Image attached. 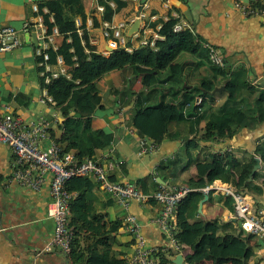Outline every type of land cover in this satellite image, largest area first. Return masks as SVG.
<instances>
[{
	"label": "crops",
	"instance_id": "crops-1",
	"mask_svg": "<svg viewBox=\"0 0 264 264\" xmlns=\"http://www.w3.org/2000/svg\"><path fill=\"white\" fill-rule=\"evenodd\" d=\"M45 1L47 0H0V28L10 26L21 31L23 23L37 16L34 8H38V5ZM84 1L87 11L85 27L90 34V42L101 54L108 56L115 50L109 45L116 40L112 36V31L110 37H105L103 34V23H107L102 21L104 9L103 11L97 9L101 7L98 0ZM130 1L134 13L131 17L128 16L129 9H124L116 13L108 22L122 32L125 46H127V38H130L134 44L141 45L140 42L150 40L153 35L168 36L174 24L172 17L176 15L189 26L190 29L185 31L190 32L199 52L207 54L204 44L208 43L218 49L225 58L229 70L243 68L246 71L250 100H253L256 91L264 89V17H243L232 9L234 0H171L169 8L165 7L164 0H147L144 4H141V0ZM240 1L252 4L258 0ZM110 7L114 8V5ZM140 14L145 18L139 21L137 33L139 36L142 35V38L138 41L133 39L134 35L127 37V32ZM77 24H80L79 21ZM25 34L26 32H21L22 43L18 49L0 54V109L3 110L8 106L12 114L25 122L40 116L48 120L56 119V123L51 128V135L55 134L58 139L62 132L57 129V122L62 123L64 119L54 105L39 102L45 91L40 83L42 74L36 55L37 46L31 39L26 41ZM199 61L196 55L186 51L180 52L175 59V63L183 65L181 82L184 88L198 86L200 81L205 80L213 85V91L209 92L211 96L201 99L203 104L201 112L204 114L220 109L225 104L226 96L222 94L223 91L214 93L215 89L223 86L224 81L218 83L217 78L208 76L202 67H197ZM207 64L211 65L209 62ZM139 82L140 80L137 79L126 81L121 72L116 70L105 74L98 81L97 87L104 103L103 108L95 112L92 124L95 129L112 132L114 141L105 149L99 150L97 158L105 166L111 181L130 183L137 187L145 184L149 193L158 188L154 186L153 181L158 179L163 181L162 178L167 176L166 172L160 169L161 164L176 161L175 176L167 177L163 181L164 185L161 186L170 188L184 185L188 179L195 176V164L187 165L184 142L166 139L158 146L155 153L141 157L136 155V143L139 137L131 126L135 110L134 100L130 97H136V93L140 90ZM166 87L167 85L164 84V90ZM116 92L128 93L123 100H120ZM117 104L123 111L121 119L116 114ZM232 106L234 104H227V108ZM263 136L264 124L254 130L242 129L229 140H221L215 144L202 142L201 147L205 148L199 160L206 158L211 152H216L233 154L244 161L247 159L246 153L253 152L257 141ZM12 160L10 149L0 144V264H71L69 257L59 249L50 254L38 255L53 235V222L47 216V207L51 202L50 178L46 179L37 192L8 184ZM204 197L201 196L195 212L191 211L188 218L184 212L182 218L185 220L179 221L178 208L175 211L171 227L175 235H181L179 239L183 240L184 245L180 248L172 246L161 230L152 224V219L159 213V206L155 202L140 204L130 201L126 213L135 216L140 222L141 234L147 244L156 248L158 252L165 253L166 264H173L177 254L183 256V264H190L185 258L190 254L188 246L196 240L197 234L189 235L185 232L190 225L202 222L213 225L212 239L204 242L201 251L192 258L193 260L202 261L203 264H264V247L255 238L249 241L244 263L227 260L221 255L218 257L217 245L229 243L233 236H229L230 231L227 226L223 227L219 234L217 230L220 226L232 223L238 234L239 224L233 218L229 199L209 194L199 208ZM83 203H86L88 208L86 221L95 218L92 227L98 228L100 225L108 230L111 223L120 222L121 228L112 235H101L105 232L103 230L100 231V235H93L85 228L84 222L74 220V224L76 222L83 227L77 230L74 246L83 252L88 247H95V243L99 244L97 250L100 251L108 246L116 259L129 264L128 260L133 253V242L124 228L125 212L96 184L86 193ZM257 203L264 209V195L257 200ZM69 217L71 218V215ZM105 241L107 246L102 247L101 244ZM169 249L171 253L167 254ZM210 252L212 255L208 256Z\"/></svg>",
	"mask_w": 264,
	"mask_h": 264
},
{
	"label": "trees",
	"instance_id": "trees-1",
	"mask_svg": "<svg viewBox=\"0 0 264 264\" xmlns=\"http://www.w3.org/2000/svg\"><path fill=\"white\" fill-rule=\"evenodd\" d=\"M111 3L114 8L110 7ZM98 4L104 9L103 22H110L116 13L124 9H129V17L134 14L130 0H98ZM250 5L262 8L259 2ZM43 9L47 14L42 12ZM38 15L42 17L49 33L52 28L58 31L56 49L50 48L46 51V63L51 70L46 72L44 67L39 70L44 74L40 79L41 88L52 99L54 107L64 119L62 123L57 122V129L62 132L60 138L57 139L55 134L51 135L50 130V135L59 145L62 154L73 153L75 161L81 163L89 158L98 159L97 152L113 143V133L105 129H95L92 122L95 112L102 109L104 103L97 83L105 74L116 70L121 72L126 81L140 80V90L136 97H130L134 100L135 110L131 126L139 139H148L158 146L166 139L184 142L187 165L195 164V176L179 186L201 189L214 181H221L231 183L239 192L250 195L256 202L264 195V136L257 141L253 152L246 153L247 159L244 161L233 154L216 152H211L206 158L199 160L205 148L201 147L202 142L215 144L221 140H229L242 129L254 130L264 124V89L256 91L253 100H250L247 92L248 75L243 68L230 69L227 72L229 67L224 57V68L208 65L207 54L197 50L189 31L173 36L169 32L166 42L158 44L157 51L148 46L136 45L127 38L126 48H131V53L119 46L105 56L90 43L91 37L85 27L87 11L84 0H47L38 5ZM141 38L142 35L137 40L140 41ZM182 51L196 55L200 59L197 67H202L208 76L217 78L218 83L229 79L222 92L226 101L220 109L202 114L203 104L196 105L198 99L211 96L209 92L213 91V85L209 81H200L198 86L191 88L183 87V65L175 63L177 55ZM58 59H61V64ZM38 61L41 62V59L38 58ZM59 69L64 72L59 73ZM53 73H57L55 78ZM46 78H49L48 83H45ZM164 84L167 85L166 90ZM127 93L116 92V95L123 100ZM229 103L234 106L227 108ZM256 157L261 161V169L248 181L256 164ZM176 164V161L161 164L160 169L167 174L162 178L163 181L167 177L175 176ZM94 184L95 181L88 176L73 178L67 185L68 192L73 194L69 204L71 218L69 217L68 225L73 231L69 261L71 264H124L123 260L116 259L110 252L106 241L101 245L107 247L101 251L97 250L98 243H95V247H88L85 252L74 246L77 230L83 229L80 224H74V220L84 222L85 228L93 235H100L102 230L105 232L101 235H112L121 228L120 222L111 223V227L105 230V226L92 227L95 218L86 221L88 208L83 203L84 196L92 190ZM153 184L155 187L160 186L157 181H153ZM144 185L141 184L138 189L147 194L149 192ZM201 196L198 191L193 192L179 204V221L185 220L182 218L184 212L187 218L191 211L195 212ZM223 227L228 228L229 236L233 237L229 243L217 245L218 257L221 255L227 260L244 263L249 241L254 240V237L244 234L240 227L237 234L232 223L220 226L218 234ZM212 229L213 225L209 222L189 226L185 234L197 235L196 240L188 246L190 254L185 258L187 262L203 264L202 261L192 258L201 251L206 240L212 239ZM180 237L177 234L174 237L179 248L184 245ZM170 253L171 249L167 250V254ZM211 255L210 252L208 256ZM157 257L159 264L167 263L165 253L159 251Z\"/></svg>",
	"mask_w": 264,
	"mask_h": 264
},
{
	"label": "built area",
	"instance_id": "built-area-1",
	"mask_svg": "<svg viewBox=\"0 0 264 264\" xmlns=\"http://www.w3.org/2000/svg\"><path fill=\"white\" fill-rule=\"evenodd\" d=\"M97 1V0H96ZM262 8L251 7L248 3L240 0H234L232 9L240 13L243 17L262 16L264 17V0H258ZM165 7H171V0H166ZM113 7V4H110ZM143 8V7H142ZM103 11V7H97ZM34 11L37 16L33 20L26 21L22 25V30L18 31L13 27L0 28V54L10 53L21 46V32L36 35L38 42L36 55L41 59L38 61L40 67H44L46 72L51 68L47 65L48 56L46 51L50 48L56 49L58 40V31L52 28L49 33L43 19L38 15V8ZM44 14L47 11L43 9ZM145 16L140 14L137 19L141 21ZM174 24L170 29L171 35L190 29L176 15L172 17ZM52 23V17L49 18ZM79 25V24H77ZM104 36H112L116 40L109 45L112 49L117 47L125 48L128 53L131 48H126L124 36L121 31L115 29L110 23H103ZM159 30V28L157 29ZM133 39H138V33L133 34ZM167 38L164 35H153L150 40L140 42L143 46H148L153 51H157L159 43H165ZM91 43V42H90ZM204 48L207 51V61L217 67L224 68L225 60L218 49L205 43ZM61 64V59H58ZM59 69V73H63ZM42 76L44 75L41 73ZM53 78L57 73H53ZM49 78L45 79V83ZM44 104L54 105L52 99L46 92L39 101ZM202 100L198 99L196 105L200 106ZM122 109L117 104L116 114L121 119ZM56 123V119L48 120L40 116L29 122L11 113L10 108L0 109V144L7 146L13 156L11 175L7 180L8 184L18 185L22 188L33 191H40L47 178H50L51 202L47 207V216L53 222V235L38 255L50 254L59 249L64 255L69 257L71 244L73 241V231L69 224L70 201L73 194L67 190L68 183L76 177H91L103 191L109 194L116 202L117 206L125 212L124 228L133 240V253L128 260L129 264H159L157 257L158 250L147 244L141 234V225L137 218L127 212L130 201H136L140 204H146L149 201L155 202L159 206V213L152 219V224L156 225L166 236L169 243L177 246L175 234L171 227V220L179 204L187 197L198 191L204 196L209 194L220 195L231 201L233 218L238 222L240 230L254 237L262 247H264V209L256 205V201L247 194L238 191L231 183L214 181L201 189H193L187 186L165 187L159 186L155 191L144 194L134 184L111 181L105 166L96 158H89L81 163L75 161L73 153L62 154L59 145L50 135V130ZM136 155L138 157L153 154L157 151L158 145L148 139H138Z\"/></svg>",
	"mask_w": 264,
	"mask_h": 264
},
{
	"label": "water",
	"instance_id": "water-1",
	"mask_svg": "<svg viewBox=\"0 0 264 264\" xmlns=\"http://www.w3.org/2000/svg\"><path fill=\"white\" fill-rule=\"evenodd\" d=\"M147 0H141V4H144ZM139 30V20H135L134 24L130 27V29L128 30L127 32V37H131L133 34L137 33ZM25 40H29L31 39L32 42L34 43V45H38V42L36 40V35L35 34H31V33H26L25 36H24ZM111 52V51H110ZM227 72H229V69L227 68L226 69ZM229 82V79H226L224 81V84L222 87L218 88V89H215L214 93L215 92H221V91H224L225 90V85ZM260 159L258 157L255 158V166L252 168L251 170V173L249 175V178H248V181H251L252 180V177L253 175L260 169ZM157 182L160 184V185H164V182L161 181L160 179L157 180ZM207 198V196L204 197V200H202L199 204V208H201V205L202 203L205 201V199ZM184 262V259H183V256L181 254H177L173 260V264H183Z\"/></svg>",
	"mask_w": 264,
	"mask_h": 264
}]
</instances>
